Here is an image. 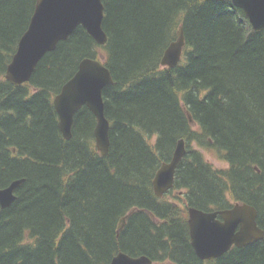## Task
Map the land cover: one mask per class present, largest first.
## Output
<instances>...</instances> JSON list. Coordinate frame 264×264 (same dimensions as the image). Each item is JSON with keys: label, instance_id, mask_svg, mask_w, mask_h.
Here are the masks:
<instances>
[{"label": "trees", "instance_id": "1", "mask_svg": "<svg viewBox=\"0 0 264 264\" xmlns=\"http://www.w3.org/2000/svg\"><path fill=\"white\" fill-rule=\"evenodd\" d=\"M34 5L0 0V188L23 180L0 208V264H108L119 251L152 264H264V239L201 261L187 225L189 208L239 202L264 231V29L252 30L230 0H103L105 45L79 26L16 87L5 69ZM179 27L182 59L161 67ZM99 55L113 79L102 94L103 157L91 112L76 113L65 141L52 105L79 62ZM180 139L174 186L158 198L152 179Z\"/></svg>", "mask_w": 264, "mask_h": 264}, {"label": "water", "instance_id": "2", "mask_svg": "<svg viewBox=\"0 0 264 264\" xmlns=\"http://www.w3.org/2000/svg\"><path fill=\"white\" fill-rule=\"evenodd\" d=\"M243 11L252 30L264 29V0H230ZM103 0H35L34 10L26 30L19 38L16 50L6 66L4 79L19 87L27 83L37 64L58 43L68 37L79 26L99 45H105L107 36L103 30ZM185 40L179 27L176 39L164 50L160 66L173 68L181 61ZM113 83L108 68L100 59L83 58L77 71L60 88L52 99L58 117V129L62 138L72 137V126L76 113L86 107L95 118L94 145L100 156H107L110 147L109 122L104 114L103 89ZM189 121L192 123L189 113ZM184 140H178L171 159L162 163L152 179V189L161 198L174 186L176 168L185 155ZM23 180H14L0 188V208L10 207L16 199L15 190ZM220 218V219H219ZM127 216L119 220L116 236L125 225ZM187 225L190 244L201 261L217 259L233 246L243 248L264 239V231L257 225L254 207L235 203L225 211L205 213L187 209ZM108 264H152L144 255L117 254Z\"/></svg>", "mask_w": 264, "mask_h": 264}, {"label": "rangeland", "instance_id": "3", "mask_svg": "<svg viewBox=\"0 0 264 264\" xmlns=\"http://www.w3.org/2000/svg\"><path fill=\"white\" fill-rule=\"evenodd\" d=\"M192 146H194V145H192ZM202 154H203L204 158L208 162H210L214 167H217V168H226V166H227L226 165V162H224L223 160H221L213 152L204 150V151H202Z\"/></svg>", "mask_w": 264, "mask_h": 264}, {"label": "bare ground", "instance_id": "4", "mask_svg": "<svg viewBox=\"0 0 264 264\" xmlns=\"http://www.w3.org/2000/svg\"><path fill=\"white\" fill-rule=\"evenodd\" d=\"M181 59H182V56H181ZM180 63V62H179ZM162 163H164V162H162ZM161 163V164H162ZM179 193H182V192H179ZM237 203H239V202H237ZM231 207H227V208H224V209H215V210H211V211H203V210H200V211H202V212H205V213H210V212H214V211H225V210H228V209H230ZM125 216V215H124ZM123 216V217H124ZM123 217H121V218H123ZM120 218V219H121ZM220 219V218H219ZM259 227V226H258ZM260 228V227H259ZM188 238H189V241H190V236H189V231H188Z\"/></svg>", "mask_w": 264, "mask_h": 264}, {"label": "flooded vegetation", "instance_id": "5", "mask_svg": "<svg viewBox=\"0 0 264 264\" xmlns=\"http://www.w3.org/2000/svg\"><path fill=\"white\" fill-rule=\"evenodd\" d=\"M169 191H170V190H169ZM169 191H168V192H169ZM166 194H167V193H165L163 196H165ZM163 196H162V197H163ZM162 197H161V198H162Z\"/></svg>", "mask_w": 264, "mask_h": 264}]
</instances>
